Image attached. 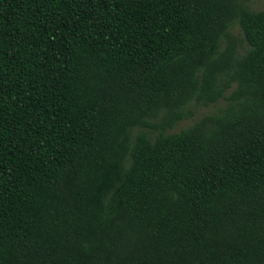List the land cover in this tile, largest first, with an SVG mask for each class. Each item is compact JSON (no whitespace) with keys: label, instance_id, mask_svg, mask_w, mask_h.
<instances>
[{"label":"trees","instance_id":"trees-1","mask_svg":"<svg viewBox=\"0 0 264 264\" xmlns=\"http://www.w3.org/2000/svg\"><path fill=\"white\" fill-rule=\"evenodd\" d=\"M250 2L0 0V264H264Z\"/></svg>","mask_w":264,"mask_h":264},{"label":"rangeland","instance_id":"rangeland-1","mask_svg":"<svg viewBox=\"0 0 264 264\" xmlns=\"http://www.w3.org/2000/svg\"><path fill=\"white\" fill-rule=\"evenodd\" d=\"M250 5L252 9L254 10L262 9L264 8V0H251ZM232 32L236 35H241L239 30H237V28L235 27L232 29ZM242 44H243L242 46L245 45L244 43ZM224 103H225V100L220 99L216 101L215 103L195 106L193 108V114L191 116L185 117L177 121L171 128H168L166 131L176 132V131H179L180 129L186 128L187 126L194 123L196 120H198L203 115L215 112L219 107L223 106Z\"/></svg>","mask_w":264,"mask_h":264}]
</instances>
